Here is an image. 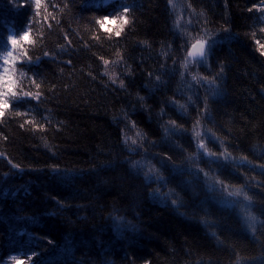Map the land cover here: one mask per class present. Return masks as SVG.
I'll return each mask as SVG.
<instances>
[{"label":"trees","instance_id":"16d2710c","mask_svg":"<svg viewBox=\"0 0 264 264\" xmlns=\"http://www.w3.org/2000/svg\"><path fill=\"white\" fill-rule=\"evenodd\" d=\"M175 1L42 0L36 15L34 7H17L20 0H0V61L9 50L8 37L21 35L30 23L28 40L14 51L12 78L18 94L40 95V101L13 99L0 117V263L90 264L107 251L106 264H264V4L185 0L186 19L194 24L189 35L177 27ZM122 6H129L127 24L116 18ZM104 16L109 17L104 27L92 19ZM205 30L213 52L207 62H196L201 80L195 84L181 65H187L188 45L207 39ZM221 65L217 84L223 95L210 97L211 113L205 115L203 78ZM33 70L43 74L36 79L39 88ZM124 113L135 127H126ZM169 120L188 131H165ZM125 132L149 154L171 156L178 165H188L192 154L193 166L185 168L179 186L134 175L122 158L140 161L142 171L148 161L124 147ZM196 132H202L207 150L234 158L212 164L210 172L229 191L243 189L232 196L233 204L219 193L206 197L203 175H188L195 168L208 171L214 159L198 149ZM110 160L116 162L105 165ZM53 166L97 171L85 172L91 179L79 187H66L49 179ZM158 186L161 193L175 188L179 197L154 195ZM173 198L178 205L171 204ZM57 201L69 207L61 210ZM114 208L142 231L114 224L109 218ZM101 225L104 251L91 240Z\"/></svg>","mask_w":264,"mask_h":264},{"label":"snow or ice","instance_id":"6c2138e0","mask_svg":"<svg viewBox=\"0 0 264 264\" xmlns=\"http://www.w3.org/2000/svg\"><path fill=\"white\" fill-rule=\"evenodd\" d=\"M261 3L264 4V0H261ZM42 0H20L18 4H16L17 7L24 8V7H34L35 9V14H39V9L41 8ZM123 11L120 13L119 16H117V19H122L125 24L128 23V13H129V6H122ZM251 10V9H250ZM260 11L264 12V8H261ZM93 20H96V22L101 26L104 27V24L107 20H109L108 16L101 17L97 20V18L93 17ZM31 31V26L30 23L25 25V30L22 32L21 35L18 36H9L8 37V44L11 46V50H8L2 59L0 61V117H3L4 115V109L5 107L8 106V100L6 97L11 96L12 99L20 101V100H26V99H35L37 101H40V95L39 94H33L32 92H22V93H17L13 91V82L11 80L10 76V68L7 67L9 65H14L17 61V58L14 56V51L15 49L22 44V42L27 41L28 37L30 35ZM227 31V30H225ZM117 36L120 35V32L116 33ZM205 35L207 36V39L204 40H198L197 43L192 44V49L194 52L190 51L187 53L188 56H193L195 55L200 58V60H203L207 62L208 58L211 56L213 52V43L212 37L208 36L207 30H205ZM262 48H264V45H261ZM47 55V53H45ZM71 61H69L70 63ZM28 63H31V58H29ZM105 63H108L105 61ZM224 74V66L221 65L219 68V72L215 73V75L211 77H204L203 82L207 85L206 89V94L203 98V109H204V114H210L211 113V108L209 105V99L210 97H222L223 95V89L220 87L219 84H217V78L221 77ZM43 74L39 72V70H33V78L32 82L36 85L37 88L40 87L39 83H36V79L38 77H41ZM151 75V73L149 74ZM195 78V77H194ZM157 80H160V77H156ZM7 85V88L5 87ZM121 87H124L123 81L120 83ZM138 99L140 101H144V97L138 96ZM169 102L172 103H177L175 101L169 100ZM195 103V102H193ZM179 107L182 110H186V105H179ZM197 111L199 113L200 105H196ZM123 112V110H122ZM163 109L161 110L160 115H163ZM17 115H24V113L17 112ZM125 119L128 121V125H131V127H135L136 124L134 121L129 120L128 116L126 113H124ZM115 119V117H114ZM200 121L197 119L194 124V128L196 124H199ZM169 125L172 126V128H169ZM23 127V125H21ZM165 131H172L173 134H175L174 129H179L180 131H188V129H183L180 125H176L175 121L169 120L166 125H163ZM211 132V129L208 130ZM139 135V134H138ZM196 137L198 138V149H205V155H207L210 158L214 159H209L207 162L209 165V170L205 171L203 168H195L194 171H189L188 175L193 177V178H199L201 174L203 175V180H204V190H205V195L206 197H211L217 193L227 196H239L241 191L243 189H239L235 192H231L228 190L227 186L224 184L223 181L219 180H213L212 177L210 176V172H212L211 165L212 164H217V162H223L224 164L230 163L234 158L228 156V155H218L217 153L213 151L207 150L205 144L202 142L203 137L200 136L199 132L195 133ZM214 135V134H213ZM145 138V136L141 135L140 140L142 141ZM124 147L130 152V153H135L141 157V160L148 161V166H147V171H142L140 167V161L134 160L131 157H123V160L127 161L128 168L129 170L136 175L137 177L143 176L146 179H153L155 182L159 184V181L163 180L165 182V185L176 183L177 186H179V181L184 177L185 175V168L188 167L189 169L192 168V154H189L188 157H186L187 161H189L188 165H185L184 161H181V164H177L176 161L172 159L171 156H164L160 153H151L149 154V151L147 148H144L143 143H137V140H130V138L127 136V133L125 132L124 135V140L122 141ZM157 145L155 142L151 143V147H156ZM177 147H180L182 151H186V149L183 148L181 145H177ZM157 157L159 159H157ZM152 160H156V163L160 165V168H157L155 164L152 163ZM243 162L251 163V161L247 160V157H242ZM116 161L115 160H110L104 162L105 165H111L114 164ZM236 167L238 170V166L233 165ZM13 167H18V165H13ZM220 165L218 164L216 171H219ZM261 169L264 170V164L260 165ZM163 169L164 171H167L168 175L165 177L161 171ZM50 172L53 173L54 175L50 176L49 179L54 181L55 183L64 185L66 187L68 186H77L79 187L80 184L83 182V179H91V177H85V172L87 171H92L95 172L97 169H89V170H84V169H60L58 167H51ZM23 171V169H21ZM175 173V174H174ZM101 184H108L110 181L108 179H99L98 181ZM85 192H87V189H84ZM153 194H159L163 197L171 198L173 196L179 197V193L176 192L175 188H169L167 193H161L160 192V187L158 186L156 189L153 190ZM193 195H199V193L193 188ZM246 199H250L246 196ZM182 202V197L180 198ZM171 204L172 205H178L177 199H171ZM58 204L61 206V210H63L66 207H69V205L57 201ZM92 205H95V201L90 202ZM261 207L264 208V201H261ZM75 207L77 208H86L88 205L85 204H77ZM136 207H139V204L137 203ZM135 210V209H134ZM183 215V213H181ZM61 215L63 213L61 212ZM136 215L139 216L140 213L137 211ZM264 215V213H262ZM109 218L113 220V223L115 224L117 221L119 222L118 227L124 228L128 231H131L133 233H140L142 231L140 224L139 223H134L132 220H129L126 216H119L116 214L115 208L113 209L112 212L109 213ZM66 223L70 227H76V221H73L71 217H64ZM78 220H82L87 222L89 218L87 216L81 217L77 216ZM205 223L207 222L206 220L204 221ZM213 235H215L213 233ZM91 240L93 242H100L101 244V250H103V244H104V230H103V225L99 226L98 230L94 233L91 234ZM52 241H49V244H51ZM110 255L109 252L104 251V256L92 260L90 264H106L104 257ZM15 259V258H13ZM255 259V258H252ZM261 259H264V254H262ZM17 264H22V262H17ZM34 264V262H33ZM107 264H112L111 261H108Z\"/></svg>","mask_w":264,"mask_h":264},{"label":"rangeland","instance_id":"374dc122","mask_svg":"<svg viewBox=\"0 0 264 264\" xmlns=\"http://www.w3.org/2000/svg\"><path fill=\"white\" fill-rule=\"evenodd\" d=\"M174 8H175V11H174L175 12V20H176V24H177V27H178L179 31L181 30V31H184L187 34L191 35L192 32H193V31H191V29H192V26H194V24L193 23L191 24V22L190 21L188 22L187 19H186V18L189 17V14H188L187 9H186V6H185V0H176L175 1V4H174ZM198 40L192 41V43L188 45V48H191L192 47V44H195ZM200 40H204V38H202ZM9 50H11V46H9ZM4 56H2L1 61L4 58ZM186 63H187L186 66H185L184 63L181 65L182 73L184 74L185 77H189L190 75H192V79H193L192 80V83L197 84L198 81L201 80L198 77V75H196L197 69L195 68V65L197 63L191 61L190 58H189V56H187V62ZM13 66L14 65H9L7 67L10 68V76H11V80L13 82V91H15L14 81H13V78H12V75H13V72H14V70L12 69ZM188 81L191 82V79H189ZM5 87L7 88V85ZM6 99L8 100V106L5 107L4 112H6L9 109V107H10L9 106V103H10V101L13 100L11 98V96L6 97ZM200 133L202 134V132H200ZM224 197H225L226 201H228L229 203H232L233 202V197L232 196L224 195ZM249 219H250V216H249ZM0 264H2V263H0Z\"/></svg>","mask_w":264,"mask_h":264},{"label":"water","instance_id":"95a60500","mask_svg":"<svg viewBox=\"0 0 264 264\" xmlns=\"http://www.w3.org/2000/svg\"><path fill=\"white\" fill-rule=\"evenodd\" d=\"M196 43H197V42H196ZM190 51L194 52V50L192 49V47L190 48L189 52H190ZM189 58H190V60L193 61V62H201V61H203V60H200V58L197 57V56L195 55V53L193 54V56H189Z\"/></svg>","mask_w":264,"mask_h":264}]
</instances>
